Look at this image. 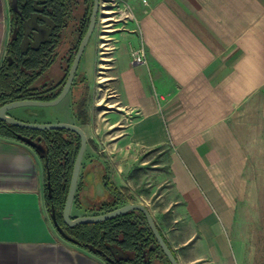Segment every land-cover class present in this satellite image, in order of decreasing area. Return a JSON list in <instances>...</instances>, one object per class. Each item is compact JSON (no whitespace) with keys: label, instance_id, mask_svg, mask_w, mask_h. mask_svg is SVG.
<instances>
[{"label":"crops","instance_id":"obj_1","mask_svg":"<svg viewBox=\"0 0 264 264\" xmlns=\"http://www.w3.org/2000/svg\"><path fill=\"white\" fill-rule=\"evenodd\" d=\"M144 1L134 2L136 27L113 36L107 78L133 113L114 143L170 145L172 226L153 220L178 264H233L230 232L249 190L250 124L241 112L249 101L260 99L264 125V0ZM10 6L0 0V63ZM138 46L146 66L129 63ZM102 175L91 169L82 191L98 201L107 198ZM43 184L36 151L0 136V264H106L57 231Z\"/></svg>","mask_w":264,"mask_h":264},{"label":"rangeland","instance_id":"obj_2","mask_svg":"<svg viewBox=\"0 0 264 264\" xmlns=\"http://www.w3.org/2000/svg\"><path fill=\"white\" fill-rule=\"evenodd\" d=\"M125 1L133 18L125 16L129 11L122 6L115 7V12L106 4L100 6L70 94L55 106L23 108L31 111L24 112V115L22 108H16L10 110V115L24 122H66L79 126L87 142L80 170L82 177L84 178L91 169L95 172L102 170L123 198L145 205L163 230L165 225L168 228L172 226L166 209L176 199L170 189V145L142 148L124 142L114 143L121 135L122 128L132 119L133 113H125L124 109L120 108L113 85L107 78L111 49L115 41L113 36L136 27L140 13L134 2L145 3L144 0ZM36 17V14H32L23 23L25 35L20 43L22 50H25L28 44L38 45L49 34V21L38 23ZM63 37L59 55L65 52L67 41L71 38L68 31ZM89 61L90 65L87 64ZM58 66L55 64L52 70L46 72L42 82H56L61 78L62 71H59ZM70 97L81 101V109L79 108L76 114L70 106ZM260 105V99L251 100L241 109L250 124L246 144L248 163L245 170L249 190L246 199L239 206L236 224L230 232L233 264H264V125L260 116ZM88 197L87 195L84 199L87 204L91 203ZM81 213L82 211L74 207L71 216H82ZM55 228L57 229L56 226Z\"/></svg>","mask_w":264,"mask_h":264},{"label":"trees","instance_id":"obj_3","mask_svg":"<svg viewBox=\"0 0 264 264\" xmlns=\"http://www.w3.org/2000/svg\"><path fill=\"white\" fill-rule=\"evenodd\" d=\"M10 3L11 36L0 63V107L18 100H53L60 92L63 82L46 83L42 82V78L58 63L57 48L61 42L60 35L68 31L71 38L67 54L63 56L62 68L66 76L78 44L87 29L92 1L10 0ZM32 13L48 18L52 22V31L47 41L36 48L28 47L22 51V24ZM70 99L72 111L75 113L80 108L81 101L78 102L76 97ZM7 115L10 116L9 111ZM30 123L38 122L34 120ZM0 136L18 141L26 140L32 148L36 147L35 151L44 168L43 198L46 210L53 224L72 244L96 255L106 264H169L147 227L143 215L138 211L98 223L73 227L63 223L62 209L79 148V138L74 133L65 130H30L0 121ZM81 168L82 163L80 170ZM82 178L80 173L72 202V209L75 207L82 211V215H97L132 203L130 199L123 198L103 174L101 184L107 198L98 201L88 195L91 203L87 204L84 202L87 194L82 192L85 177ZM160 235L162 236L161 232ZM164 242L171 250L165 239Z\"/></svg>","mask_w":264,"mask_h":264},{"label":"water","instance_id":"obj_4","mask_svg":"<svg viewBox=\"0 0 264 264\" xmlns=\"http://www.w3.org/2000/svg\"><path fill=\"white\" fill-rule=\"evenodd\" d=\"M98 5H99L98 0H92V8H91L90 16H89V22H88L87 29L82 39L79 42L75 56L70 65L68 75L66 77L65 83L60 93L53 100H50V101L18 100V101H12V102L6 103L0 107V121H3L14 127L26 128V129L37 130V131L65 130V131L74 133L79 138V148H78V151L76 153V156L73 162L69 185H68V189H67L63 209H62V214H61L62 221L66 226L73 227V226L80 225V224L98 223V222H102L105 220L118 217L120 215H123L131 211H138L143 215L146 221L147 227L150 229L155 241L157 242L159 248L161 249L163 255L165 256L169 264H178L172 251L168 248V246L164 242V239L160 235V232L149 210L143 204L129 203V204L120 206L116 209H113L111 211L97 214V215H82V216H77V217H71L72 202L74 199V195H75V191H76V187H77V183L79 179L81 162H82L83 154H84L86 143H87L86 136L83 130L79 126L72 124V123H66V122L30 123V122H24V121L17 120L7 115L8 111L12 109H16V108L55 106L65 98V96L69 92V89L72 85L80 59L84 52V49L93 32L95 20H96V16L98 12ZM57 229H58L57 231L63 236L61 230L58 227Z\"/></svg>","mask_w":264,"mask_h":264},{"label":"flooded vegetation","instance_id":"obj_5","mask_svg":"<svg viewBox=\"0 0 264 264\" xmlns=\"http://www.w3.org/2000/svg\"><path fill=\"white\" fill-rule=\"evenodd\" d=\"M92 1V0H91ZM98 2H99V5H98V12H97V16H98V14H99V12H100V6H102L101 5V0H98ZM91 8H92V5H91ZM90 13H91V9H90ZM32 14H36V18H37V21H38V23H43L45 20H48L49 21V24H50V29H49V34H48V36H47V38L45 39V40H42L39 44H41L42 42H45V41H47L48 40V38H49V36H50V34H51V31H52V22L48 19V18H46V17H43V16H41V15H39L38 13H32ZM32 14H30V16L32 15ZM29 16V17H30ZM89 16H90V14H89ZM97 16H96V19H97ZM29 17L27 18V19H29ZM27 19H25V20H27ZM24 20V21H25ZM24 21H23V23H24ZM95 22H96V20H95ZM95 26V25H94ZM22 32H23V36H22V39H23V37H24V35H25V33H24V28H23V24H22ZM66 32H64V33H61V42H60V44H59V46H58V48H57V50L59 51V49L63 46V36H64V34H65ZM92 35V34H91ZM91 37V36H90ZM21 39V40H22ZM82 39V38H81ZM90 39V38H89ZM69 41V40H68ZM68 41H67V46H68ZM88 42H89V40H88ZM20 43H21V41H20ZM38 44V45H39ZM88 44V43H87ZM38 45H36V46H31L30 44H28V46L25 48V50L28 48V47H33V48H36ZM79 45V44H78ZM66 46V50H65V52H63V54H61V55H59V57H58V63H56V64H58L59 66V71H62L63 69V67H64V64H63V62H64V60H63V56H65V54H67V51H68V47ZM87 46V45H86ZM86 48V47H85ZM20 49H21V47H20ZM22 50V49H21ZM25 50H22V51H25ZM77 50V49H76ZM84 51H85V49H84ZM76 53V52H75ZM83 54H84V52H83ZM83 54H82V57H83ZM74 56H75V54H74ZM74 56H73V58H74ZM81 57V58H82ZM61 58H62V60H61ZM73 58H72V60H73ZM80 62H81V59H80ZM80 62H79V65H80ZM71 63H72V61H71ZM71 65V64H70ZM79 65H78V67H79ZM55 66V65H54ZM54 66H52L49 70H48V72L50 71V70H52L53 69V67ZM70 68V67H69ZM77 70H78V68H77ZM68 71H69V69H68ZM76 73H77V71H76ZM76 73H75V75H76ZM49 75V74H48ZM67 75H68V72H67V74H66V76H65V73L62 71V74H61V78H59L56 82H51V83H54V84H58V83H62L63 82V85H64V83H65V80H66V77H67ZM74 78H75V76H74ZM50 83V82H49ZM73 83H74V79H73V82H72V85H73ZM63 85H62V87H63ZM72 85H71V87H72ZM62 87H61V89H62ZM71 87H70V89H71ZM70 89H69V92L67 93V95L68 94H70ZM61 91V90H60ZM60 93V92H59ZM58 93V94H59ZM66 95V96H67ZM65 96V97H66ZM71 96V95H70ZM82 163V162H81ZM78 184V183H77ZM72 209V208H71Z\"/></svg>","mask_w":264,"mask_h":264},{"label":"built area","instance_id":"obj_6","mask_svg":"<svg viewBox=\"0 0 264 264\" xmlns=\"http://www.w3.org/2000/svg\"><path fill=\"white\" fill-rule=\"evenodd\" d=\"M101 5H108L111 7V11L115 12V7L118 6H122L124 9H128L129 11V5L127 3V1L125 0H101ZM125 16H129V18H133V15L131 14V11L128 12L127 15ZM120 20V19H117ZM136 24H137V20H136ZM129 63L131 65H147V57H146V53L145 50L142 46H138V47H130L129 49Z\"/></svg>","mask_w":264,"mask_h":264}]
</instances>
